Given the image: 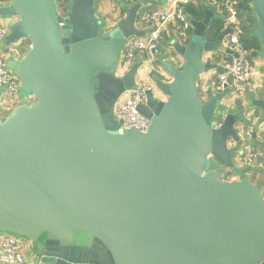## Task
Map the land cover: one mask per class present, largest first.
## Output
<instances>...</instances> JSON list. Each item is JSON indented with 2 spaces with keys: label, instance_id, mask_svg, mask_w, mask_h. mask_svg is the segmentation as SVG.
<instances>
[{
  "label": "water",
  "instance_id": "obj_1",
  "mask_svg": "<svg viewBox=\"0 0 264 264\" xmlns=\"http://www.w3.org/2000/svg\"><path fill=\"white\" fill-rule=\"evenodd\" d=\"M95 2L69 0L64 15L58 0L0 5V17H18L4 48L31 40L7 64L34 97L0 117V231L35 242L34 264H264V192L237 162L248 114L264 118V91L247 101L198 92L203 73L222 70L213 54L237 55L223 45L232 30L211 37L219 15L205 5L189 16V40L173 38L169 50L183 64L164 60L170 81L149 74L165 99L150 93L140 106L149 129H124L114 109L144 61L118 76L121 51L146 33L136 20L152 0L103 32ZM247 5L259 42L250 59L264 62V0ZM223 167L238 178L225 180Z\"/></svg>",
  "mask_w": 264,
  "mask_h": 264
},
{
  "label": "built area",
  "instance_id": "obj_2",
  "mask_svg": "<svg viewBox=\"0 0 264 264\" xmlns=\"http://www.w3.org/2000/svg\"><path fill=\"white\" fill-rule=\"evenodd\" d=\"M119 4L128 7L140 2L141 0H116ZM191 0H170L171 8H146L142 7L137 16L136 25L146 29V33L141 36H131L122 47L120 64L118 68V76L125 74L139 57L146 66V76L148 71L154 70L159 63L160 41L165 32H168L169 26H174L173 38L185 40L188 39L191 32V22L185 6ZM211 5L219 10L224 17V29L230 28L232 31L224 38L223 45L230 48L237 55H231L230 59L225 60L215 79L212 80L211 86L216 92H224L230 89V93L234 98L246 100L250 82L256 73L257 61L254 63L250 59L252 50L245 47L242 42L244 25L239 17L240 0H209ZM66 9V7H65ZM10 31V27L0 23V117H5L4 111L11 109L25 102L34 100H26L20 92L22 83L19 76L8 67L9 53L19 54V45L13 44L4 48L5 38ZM227 39V41H225ZM144 66V65H143ZM148 69V70H147ZM145 72V71H144ZM154 97L165 100L163 96L157 93L156 86L149 81L148 77L144 81H137V88L126 93V96L117 102L114 109L116 119L120 123V127L124 129L136 128L142 132H146L152 122L151 117L144 115L140 111V106L148 103L149 94ZM16 104H13L15 103ZM9 111V112H10ZM250 123L241 128V138L243 143L241 151L237 155L241 160L240 165L246 167L251 166L252 172L250 178L258 176L263 179L264 174V150L255 146L253 135L257 133L261 135L264 131V124H257L255 114H248ZM227 172H230L227 170ZM237 176H232L228 180H236ZM252 179V178H251ZM255 181V179L253 180ZM26 241L23 237L0 231V259L9 264L25 263V246ZM30 241V240H28Z\"/></svg>",
  "mask_w": 264,
  "mask_h": 264
},
{
  "label": "crops",
  "instance_id": "obj_3",
  "mask_svg": "<svg viewBox=\"0 0 264 264\" xmlns=\"http://www.w3.org/2000/svg\"><path fill=\"white\" fill-rule=\"evenodd\" d=\"M12 1L14 0H1L0 1V5H6V4H10ZM207 6L209 9L213 10L214 13H217L219 15V18H214L213 19V23H215V25L218 27L219 31H217L216 33H213L211 35V37H213L214 39L216 38V36L220 33V31H222L224 29V18L222 19L223 15L221 14V12L219 10H217L216 8H214L211 3L209 2V0H191V2L185 6V10L188 13V16H192L195 18H201L203 17V13H204V8L203 6ZM146 7V6H145ZM247 7H249V5H247L244 9L248 10V12L251 14L249 15V17L244 21L240 18V20L242 21V24L244 25V32H243V36L249 38L250 36H252V31L256 28L257 26V18L256 16L253 15L252 10L248 9ZM96 8V14L97 16L100 15L103 20L104 23L106 25L107 29H112L115 26H117L125 17L126 15V11L128 6L126 5H122L119 4L116 0H100L99 2V6L97 7L95 5ZM146 8H158V9H164V8H171L170 5V0H152V2L147 5ZM239 17H240V13H239ZM0 21L4 22L1 24H6L7 26L11 27L12 25H14L17 21H18V17H0ZM141 30H145L146 29L140 26ZM174 26H169L168 28V32H165L162 36V39L160 41V54H159V63L158 66L154 69L156 71V74L161 76L163 79L170 81L172 78L169 76L165 65H164V60H171L172 62H174L176 65H181L184 62V58L181 55H171L169 50L171 49V41L174 40L173 39V34H174ZM164 37V38H163ZM29 39V38H28ZM26 39V40H28ZM189 40V39H188ZM187 40V41H188ZM24 40L16 43L17 45H19V54L17 53V55H15V53H9L12 55H8V59L11 57H20L23 56L30 48V45L25 46L26 52L23 53L20 49V44L21 42H23ZM28 43V42H27ZM173 56V57H171ZM211 56L210 53L206 54V59H209ZM231 55L227 54L225 52H216L215 54L212 55V59L214 62H216L218 64V66H222L223 62L225 60L230 59ZM257 61V70L255 73V77L251 80L250 82V86L249 89L251 91H253L255 93V89L258 90L259 92V96L262 95V93L260 92L261 90H264V66H263V61L262 60H256ZM146 63V62H144ZM148 70V69H147ZM145 71V72H144ZM219 69H213L210 70L208 72L203 73L198 81V92L200 95H205V93L207 92L209 87L211 86L212 80L215 79L217 73L219 72ZM148 76H146V66L144 64V66L142 67V70L140 72L139 75L144 74L145 77H148V79H151L149 74L152 71H148ZM200 88V89H199ZM260 90V91H259ZM257 94V93H256ZM247 101V99H246ZM255 111V120H257V124L262 125L264 124V118L263 115L261 113L260 110H255L252 109V111ZM218 113H220L218 111ZM251 113V111H250ZM245 128V125H243ZM261 135L258 136L259 139L264 140V137H262V135L264 136V131L260 132ZM25 255H26V261L25 263H21V264H34L36 261V244L33 241H26V246H25ZM0 264H9V263H5L3 261H1L0 259Z\"/></svg>",
  "mask_w": 264,
  "mask_h": 264
},
{
  "label": "rangeland",
  "instance_id": "obj_4",
  "mask_svg": "<svg viewBox=\"0 0 264 264\" xmlns=\"http://www.w3.org/2000/svg\"><path fill=\"white\" fill-rule=\"evenodd\" d=\"M99 2H100V0H96V2H95V5L98 7L99 6ZM58 5H59V3H58ZM65 7L66 6H61V5H59V11H60V13L61 14H66V9H65ZM253 12V11H252ZM239 13H240V18L242 19V20H246L248 17H249V15H251L249 12H248V10H246V9H240V11H239ZM253 15L255 16V13H253ZM12 18V17H11ZM98 18H99V21H100V23H101V32H103L104 30L105 31H107V30H109V29H107L106 28V25H105V23H104V20H103V18L100 16V15H98ZM0 23H4V22H1L0 21ZM6 25V24H5ZM164 38V37H163ZM225 41H227V39L225 40ZM10 55H12V54H9V56ZM263 66H264V62H263ZM255 77V76H254ZM145 75L144 74H141V75H138V77H137V81L138 82H142V81H144L145 80ZM149 81H151V82H153V80L152 79H149ZM154 83V82H153ZM200 89V88H199ZM260 91V90H259ZM262 91H264V90H261L260 92L261 93H263ZM157 93L159 94V92L157 91ZM255 93H257V94H259V92H258V90L257 89H255ZM20 94L23 96V97H26V100H30V99H33V97L31 96V95H28L24 90H21V92H20ZM160 95V94H159ZM126 96V93L118 100V101H120L121 99H123L124 97ZM160 96H162V95H160ZM202 96V95H201ZM13 104H16V102L15 103H13ZM9 109H7V110H5L4 111V114H2V115H5V116H7L8 114H9ZM262 137H264L263 135H262ZM238 163L239 162H241V160L239 159V157H238ZM226 174H228L229 176H228V178H231L232 177V173L230 174V172H226ZM252 180H254L255 179V183H257L258 185H260V186H263L262 184H261V178H259L258 176H256L255 178H253V175H252Z\"/></svg>",
  "mask_w": 264,
  "mask_h": 264
},
{
  "label": "trees",
  "instance_id": "obj_5",
  "mask_svg": "<svg viewBox=\"0 0 264 264\" xmlns=\"http://www.w3.org/2000/svg\"><path fill=\"white\" fill-rule=\"evenodd\" d=\"M1 1V0H0ZM68 1L69 0H58V3H59V5H61V6H66L67 5V3H68ZM248 9H250V10H252L253 11V13H254V10H253V8H251L250 6L249 7H247ZM242 42H243V44L245 45V47L247 48V49H249V50H255V49H257L258 47H259V42H258V40L255 38V37H253V36H250L249 38H247V37H244V36H242ZM28 42V43H27ZM31 44V40L30 39H28V40H26V39H24V41L23 42H21V44H20V49H21V51L23 52V53H25L26 52V49H25V46H27V45H30ZM255 146L256 147H259L258 145H256L255 144ZM261 184L263 185V186H260L261 188H262V190H263V192H264V174H263V179L261 180Z\"/></svg>",
  "mask_w": 264,
  "mask_h": 264
},
{
  "label": "flooded vegetation",
  "instance_id": "obj_6",
  "mask_svg": "<svg viewBox=\"0 0 264 264\" xmlns=\"http://www.w3.org/2000/svg\"><path fill=\"white\" fill-rule=\"evenodd\" d=\"M222 172H223V178L225 180H228V174H226L227 170L230 171V174L232 173V176H237L230 168H227V167H223L222 169Z\"/></svg>",
  "mask_w": 264,
  "mask_h": 264
}]
</instances>
